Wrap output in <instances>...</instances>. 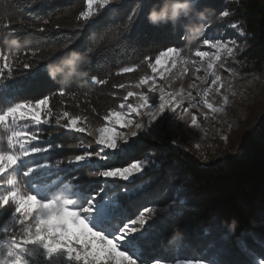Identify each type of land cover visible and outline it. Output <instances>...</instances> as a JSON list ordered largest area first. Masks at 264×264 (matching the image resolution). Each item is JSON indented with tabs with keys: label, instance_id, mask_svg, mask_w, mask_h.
Returning a JSON list of instances; mask_svg holds the SVG:
<instances>
[{
	"label": "rangeland",
	"instance_id": "374dc122",
	"mask_svg": "<svg viewBox=\"0 0 264 264\" xmlns=\"http://www.w3.org/2000/svg\"><path fill=\"white\" fill-rule=\"evenodd\" d=\"M198 1L194 0L193 5ZM12 2V0H0V3L6 4L8 8ZM125 2L126 0H110V4L104 9L97 6V15L91 21ZM83 5L84 11L88 10L87 0H83ZM219 14L213 16L212 24L199 26L193 35L185 37L180 35L178 42L169 46L180 49V59L195 61V65L189 63L182 67L179 60L173 63L171 56L162 58L157 64L155 57L161 51L166 52L169 47L164 48L148 57L153 64H156L155 71L144 59L142 65L132 68L131 72L125 73L122 70L116 72L115 76L120 75L123 78L112 89H107L106 85L103 96L100 97V114L82 116L87 117L85 123L89 127L96 128L106 124L107 121L104 120V117L107 113L111 110H120V104L127 103L123 97L129 90L134 93H144L149 96L150 103L155 105L160 102L159 89L161 87L166 92L182 90V95L187 96L190 92L195 97L191 101L185 99L175 112L166 111L164 113V116L160 118L162 124L155 133L156 139L143 132H139L137 136H131L133 131H137L135 128L137 123L147 124L148 116L143 114L144 110L139 113L129 112L126 119L132 122L126 127L116 125V129L125 134L127 138V142L119 141L126 151L113 160H100L97 157H91L92 165L100 166V170L131 167L133 163L145 162L140 172H133L127 181L119 178H107L108 186L105 199H113L116 202V216L112 222L114 227H122L123 223L136 218L146 207L167 208L173 201L176 202L168 211H158L152 215L148 223L153 227L147 234V239L140 240L138 246L132 249L133 254L140 258L141 242L148 240L153 245V243H159L161 239H166L168 251L170 255L172 253L171 257L169 259L153 258L149 264L156 260H160L161 264L164 261L175 264L177 260H204L209 261L210 264H218L215 259H190V257L177 259L175 256L178 249L186 247L185 241L188 240L189 233L190 235L193 233L203 242L220 240L219 235L216 236L219 231L221 233V227H223L218 223L219 214L216 215L214 209H202L204 207L201 204V201L212 200L213 196L201 193V186L208 177L218 179L219 176L232 175L237 168L241 167L242 163H244L242 166L248 168L258 157H264V75L242 72L238 54L243 49V33L236 23L231 22L228 17L220 19ZM232 24L237 27H231ZM205 40L210 43L219 40L228 47H233L234 42L233 53L229 55L224 48H209L204 43ZM197 50L206 51L208 55L204 58L197 57L194 55ZM210 62L211 68L208 67ZM3 64L4 61L0 59V67ZM217 75L220 80L213 84L212 81ZM145 76L152 79L148 84L136 88L135 85ZM201 79L205 81L203 84ZM150 85H154L155 88L151 93L148 92ZM204 89H208L206 99L216 109L215 112L203 105L201 97ZM217 89L219 90L217 91ZM128 102L136 103V96L129 97ZM190 103H197L198 108H191ZM183 109H187L189 114L183 115V119H180ZM123 111L128 112L126 108ZM193 115L197 117L195 126L191 124ZM20 123L23 126L26 122ZM29 127L35 129L37 126L29 125ZM50 127L52 138L49 144L60 143L65 147L60 149L53 147L47 152L50 153L47 163L55 164L57 160L61 163L55 168L44 170L48 173L44 179L49 184L62 182L61 187L79 184L90 193H99L101 188L106 187L103 183L106 178L90 176V171L97 170L95 167L78 168L75 164L67 163L69 156L98 150L100 146L95 144L94 137L59 129L54 121ZM5 135L2 136L5 144L3 148L7 150ZM173 139L179 141V146L172 144ZM39 141L46 140L39 136V139L34 143H39ZM68 144H82L84 147L68 148L66 147ZM88 144H91L92 147L88 148ZM44 145L47 146L48 143ZM112 151L106 149V152L111 153ZM19 184L23 187L21 180ZM100 195H104V193H100ZM49 198H52L51 194H49ZM198 202H200V206L197 205ZM3 211L0 213L2 214L0 238L6 236L3 232L5 225H8L10 229L16 227L10 223L11 211ZM145 215L149 214L145 213ZM208 225L213 227L206 228ZM216 228L220 229L217 231ZM134 235L139 236L140 233ZM30 247L33 248V256L25 257L29 264H69L63 258V252L55 257L46 258V253L38 245ZM155 249V247L147 248L146 252L150 253ZM253 263L264 264V260L258 258Z\"/></svg>",
	"mask_w": 264,
	"mask_h": 264
},
{
	"label": "trees",
	"instance_id": "16d2710c",
	"mask_svg": "<svg viewBox=\"0 0 264 264\" xmlns=\"http://www.w3.org/2000/svg\"><path fill=\"white\" fill-rule=\"evenodd\" d=\"M12 1L9 8L0 3V59L4 61L2 57L8 56L11 64V72L5 69L0 77V110L8 102L38 101L48 95L54 114L65 110L80 116L100 114V97L106 85L112 89L123 78L115 76L116 72L123 67L141 66L146 57L172 46L180 35H193L199 26L212 24L213 16L225 10L230 13L228 19L238 25L244 36L243 49L238 54L242 72L264 75V0H199L193 5V15L175 27L153 26L148 22L149 10L161 0H126L87 25L77 19L85 8L83 0ZM41 27L44 32L37 31ZM68 41L75 42L63 48ZM16 44L20 45L19 51ZM72 52L87 56L90 62L83 67L81 77L64 86L50 79L46 67ZM25 63L32 64V68L25 69ZM93 77L105 82L93 83ZM59 89L65 90V96L59 95ZM50 126L35 127L46 140L39 143L49 145ZM4 135L0 129L2 150ZM36 158L47 162L50 153L36 154ZM243 164L232 175L206 178L201 186V193L213 196L201 204L202 209H214L219 214L218 223L223 227L216 236L220 240L203 242L189 233L186 247L175 254L177 259L190 257L215 259L218 264H254L256 259L264 258V157L257 158L253 167L246 168ZM12 178L19 183L21 180L24 186L25 178ZM1 217L2 214L0 220ZM151 247L156 249L146 252ZM139 254L146 264L153 258L169 259L172 255L166 239L153 245L148 240L141 242Z\"/></svg>",
	"mask_w": 264,
	"mask_h": 264
},
{
	"label": "snow or ice",
	"instance_id": "6c2138e0",
	"mask_svg": "<svg viewBox=\"0 0 264 264\" xmlns=\"http://www.w3.org/2000/svg\"><path fill=\"white\" fill-rule=\"evenodd\" d=\"M110 0H87L86 11H81L77 19L82 20L85 24L97 15L96 7L106 8ZM229 11L220 12L219 17L223 19L229 16ZM131 20V18H130ZM47 23V21H45ZM231 27H237L232 24ZM44 32L43 27L37 29ZM75 41H68L62 45L68 48L69 44ZM96 41H94L95 43ZM15 43V41H14ZM209 48L221 49L231 55L233 47L224 45L221 41L215 42L204 41ZM16 50H20V45L16 44ZM91 51V49H89ZM195 56L204 58L208 55L206 51L197 50ZM171 56L173 63L179 60L183 67L189 63L195 65V61H189L181 58V50L169 47L168 50L161 51L155 57L156 63H160L164 57ZM4 64L0 67V77L3 76L4 70L11 72L10 58L2 57ZM145 60L155 71L156 64L146 57ZM25 69H31L32 64L25 63ZM212 67L211 62L208 65ZM37 70H39L37 68ZM198 70V69H197ZM122 71L127 73L133 71L131 67H123ZM151 77L141 78L135 85L139 88L141 85L148 84ZM93 83L103 84L105 81L92 78ZM220 80L217 75L215 84ZM205 81L201 79L203 84ZM7 87V86H6ZM121 87H124L121 85ZM194 87V85H193ZM155 90L154 85L148 87V92ZM219 89H217L218 91ZM59 95L65 96V90L59 89ZM159 104L150 103L149 96L144 93H134L129 90L123 100L127 103H121L120 110H111L104 117L106 124L92 128L85 123L87 117L71 114L65 110L59 113L53 112L49 107V96L45 95L37 102H8L7 106L0 110V129L6 134L7 150L0 149V210L11 211V224L16 227L10 229L8 225L4 226L3 232L5 238H0V264H29L25 258L33 256V248L30 246H39L46 253V258H52L63 252L64 259L69 264H146V262L135 256L132 252L134 247L138 246L140 240H146L147 234L152 229L148 220L152 215L159 212H166L176 203L168 205L167 208L157 209L156 207H146L139 215L123 223L122 227H114L113 219L116 216L115 200L105 199L107 195V178H119L120 180H129L133 172H140L144 161L133 163L131 167H117L107 170H100V166H93L91 157H97L100 160H113L126 149L119 143L120 140L127 138L125 134L116 129V125L126 127L132 121L126 119L129 112L139 113L144 110V115L148 116L147 124L137 123L130 135L137 136L143 132L153 139H156V130L161 126V117L166 111L175 112L185 100H193L195 97L189 92L187 96L180 92H166L163 87L159 89ZM136 96L137 102L131 103L129 97ZM199 95V93H198ZM208 89L203 90L201 100L204 107L215 112L216 109L208 102ZM11 99V98H9ZM2 102V101H0ZM43 106V107H42ZM191 108H198L197 103H190ZM127 109L128 112L123 111ZM183 115H187L188 110L183 109ZM54 119L55 125L59 129H65L71 133H82L89 137H94V142L100 147L94 152L85 151L82 154H76L68 157L69 165L75 164L78 168L95 167L97 170L89 172L90 176L106 178L103 183L106 187L99 190V193H90L84 186L79 184L63 185L62 182L49 184L44 177L48 175L44 170L57 167L61 161L57 160L55 164L40 162L36 154L47 153L51 148L60 149L65 147L60 143L45 146L43 143H34L39 139L38 129L34 130L29 125H51ZM26 122L23 126L20 122ZM160 121V123H158ZM123 122V123H122ZM191 124L197 125V117H191ZM155 126V127H154ZM172 144L179 146V141L173 139ZM68 148H82V144H68ZM88 148L92 145L88 144ZM106 149L113 150L111 153ZM22 176L25 178L23 187L18 180L12 177ZM114 186V185H113ZM59 189V191H57ZM104 193V195H100ZM51 194L52 198H49ZM148 213L149 215H145ZM140 233L139 236L134 235ZM264 259V258H262ZM152 264H161L160 260ZM163 264H169L164 261ZM175 264H210L209 261H185L177 260Z\"/></svg>",
	"mask_w": 264,
	"mask_h": 264
},
{
	"label": "clouds",
	"instance_id": "9594fccd",
	"mask_svg": "<svg viewBox=\"0 0 264 264\" xmlns=\"http://www.w3.org/2000/svg\"><path fill=\"white\" fill-rule=\"evenodd\" d=\"M193 3L194 0H161L158 6H154L149 10L147 20L153 26L171 24L175 27L182 20L193 15ZM89 62L87 56L72 52L58 63L49 64L46 71L50 79L53 81L58 80L61 84L67 86L74 79L84 74L83 67Z\"/></svg>",
	"mask_w": 264,
	"mask_h": 264
},
{
	"label": "water",
	"instance_id": "95a60500",
	"mask_svg": "<svg viewBox=\"0 0 264 264\" xmlns=\"http://www.w3.org/2000/svg\"><path fill=\"white\" fill-rule=\"evenodd\" d=\"M258 158H259V157H258ZM255 163H256V160H255V161H253L252 165H251V166H249V167H253V166L255 165Z\"/></svg>",
	"mask_w": 264,
	"mask_h": 264
}]
</instances>
